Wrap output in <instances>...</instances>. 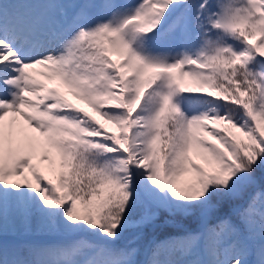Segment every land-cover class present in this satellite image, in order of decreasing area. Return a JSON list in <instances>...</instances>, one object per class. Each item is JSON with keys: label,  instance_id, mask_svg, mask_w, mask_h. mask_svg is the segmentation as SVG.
Returning <instances> with one entry per match:
<instances>
[{"label": "snow or ice", "instance_id": "snow-or-ice-1", "mask_svg": "<svg viewBox=\"0 0 264 264\" xmlns=\"http://www.w3.org/2000/svg\"><path fill=\"white\" fill-rule=\"evenodd\" d=\"M0 0V264H264V0Z\"/></svg>", "mask_w": 264, "mask_h": 264}, {"label": "rangeland", "instance_id": "rangeland-1", "mask_svg": "<svg viewBox=\"0 0 264 264\" xmlns=\"http://www.w3.org/2000/svg\"><path fill=\"white\" fill-rule=\"evenodd\" d=\"M12 7L15 11L21 13L40 15L46 10L47 5L43 3L41 0H22V2L14 4ZM33 11L36 13H34Z\"/></svg>", "mask_w": 264, "mask_h": 264}, {"label": "bare ground", "instance_id": "bare-ground-1", "mask_svg": "<svg viewBox=\"0 0 264 264\" xmlns=\"http://www.w3.org/2000/svg\"><path fill=\"white\" fill-rule=\"evenodd\" d=\"M42 1V0H41ZM42 4V3H41ZM42 8V7H41ZM28 10V9H27ZM34 12V11H33ZM34 13H36V12H34ZM36 15V14H35Z\"/></svg>", "mask_w": 264, "mask_h": 264}]
</instances>
